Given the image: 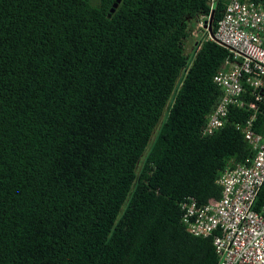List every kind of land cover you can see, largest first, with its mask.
<instances>
[{
  "label": "trees",
  "instance_id": "trees-1",
  "mask_svg": "<svg viewBox=\"0 0 264 264\" xmlns=\"http://www.w3.org/2000/svg\"><path fill=\"white\" fill-rule=\"evenodd\" d=\"M115 1L0 0V264L218 262L180 205L218 200L219 174L250 164L237 125L254 111L201 135L228 52L185 41L230 0H121L108 17Z\"/></svg>",
  "mask_w": 264,
  "mask_h": 264
},
{
  "label": "built area",
  "instance_id": "built-area-1",
  "mask_svg": "<svg viewBox=\"0 0 264 264\" xmlns=\"http://www.w3.org/2000/svg\"><path fill=\"white\" fill-rule=\"evenodd\" d=\"M208 4L211 11L213 0ZM211 15L197 21L192 31L195 46L198 41L209 40L226 50L228 56L213 77L222 94L208 114L201 135L209 136L223 128L230 106L246 107L254 112L237 128L255 155L250 164L229 166L219 174L218 200L203 206L192 198L182 202L181 224L193 236L212 238L217 264H264V208L254 209L264 186V135L253 129L257 112L264 120V108L259 107L264 103V1L230 0L215 30ZM199 49L197 46L195 51ZM187 70L182 71L171 99Z\"/></svg>",
  "mask_w": 264,
  "mask_h": 264
},
{
  "label": "rangeland",
  "instance_id": "rangeland-1",
  "mask_svg": "<svg viewBox=\"0 0 264 264\" xmlns=\"http://www.w3.org/2000/svg\"><path fill=\"white\" fill-rule=\"evenodd\" d=\"M98 0H93V5H96ZM195 45V39L194 38H188V40L185 41V52L186 53H191L192 49ZM171 102V100H170Z\"/></svg>",
  "mask_w": 264,
  "mask_h": 264
},
{
  "label": "water",
  "instance_id": "water-1",
  "mask_svg": "<svg viewBox=\"0 0 264 264\" xmlns=\"http://www.w3.org/2000/svg\"><path fill=\"white\" fill-rule=\"evenodd\" d=\"M121 2V0H116L115 3L113 4L112 9L110 10V13L108 15V17L111 16L112 13H114L115 9L117 8V6L119 5V3Z\"/></svg>",
  "mask_w": 264,
  "mask_h": 264
}]
</instances>
